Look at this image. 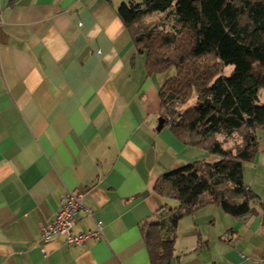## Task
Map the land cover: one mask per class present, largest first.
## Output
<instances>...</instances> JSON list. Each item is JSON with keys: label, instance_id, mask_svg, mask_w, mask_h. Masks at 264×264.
<instances>
[{"label": "crops", "instance_id": "0c3cea01", "mask_svg": "<svg viewBox=\"0 0 264 264\" xmlns=\"http://www.w3.org/2000/svg\"><path fill=\"white\" fill-rule=\"evenodd\" d=\"M124 1L0 0V264H153L142 224L177 205L156 179L216 157L156 129L168 75L146 72L116 12ZM242 174L251 212L208 203L184 215L168 264H264L263 129ZM68 192L83 205L72 231L101 236L44 243Z\"/></svg>", "mask_w": 264, "mask_h": 264}, {"label": "trees", "instance_id": "16d2710c", "mask_svg": "<svg viewBox=\"0 0 264 264\" xmlns=\"http://www.w3.org/2000/svg\"><path fill=\"white\" fill-rule=\"evenodd\" d=\"M116 12L144 53L148 74L175 67L159 88L163 125L217 155L170 169L154 183L177 205H164L142 232L152 263L168 264L184 215L208 203L233 216L251 212L255 194L242 164L257 152L264 130V0H128ZM154 14L156 21L146 20Z\"/></svg>", "mask_w": 264, "mask_h": 264}, {"label": "built area", "instance_id": "2783aa9c", "mask_svg": "<svg viewBox=\"0 0 264 264\" xmlns=\"http://www.w3.org/2000/svg\"><path fill=\"white\" fill-rule=\"evenodd\" d=\"M82 206L80 193L68 192L62 196L60 207L54 212L52 219L41 227L42 241L44 243L49 241L54 233L63 234L64 242L74 245H82L90 237L98 239L101 236L99 225L87 231L78 233L72 231L75 215Z\"/></svg>", "mask_w": 264, "mask_h": 264}, {"label": "rangeland", "instance_id": "374dc122", "mask_svg": "<svg viewBox=\"0 0 264 264\" xmlns=\"http://www.w3.org/2000/svg\"><path fill=\"white\" fill-rule=\"evenodd\" d=\"M158 19V16L157 15H150V16H148V17H146V20L147 21H156ZM226 69V71H228V70H231L232 69V66L231 65H229L227 68H225ZM166 73H168V75L169 76H172L174 73H175V67L174 66H170L165 72H164V74H166ZM259 97H261V98H259V101L260 102H262V100H263V97H264V90H260L259 91ZM213 156H214V154H212ZM216 157L215 158H217V155H215Z\"/></svg>", "mask_w": 264, "mask_h": 264}, {"label": "water", "instance_id": "95a60500", "mask_svg": "<svg viewBox=\"0 0 264 264\" xmlns=\"http://www.w3.org/2000/svg\"><path fill=\"white\" fill-rule=\"evenodd\" d=\"M162 126H163V118L159 116L156 129H160Z\"/></svg>", "mask_w": 264, "mask_h": 264}]
</instances>
